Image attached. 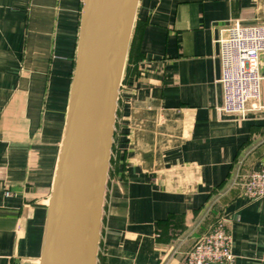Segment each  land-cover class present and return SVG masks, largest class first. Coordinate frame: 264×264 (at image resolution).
<instances>
[{
  "label": "crops",
  "instance_id": "0c3cea01",
  "mask_svg": "<svg viewBox=\"0 0 264 264\" xmlns=\"http://www.w3.org/2000/svg\"><path fill=\"white\" fill-rule=\"evenodd\" d=\"M82 7L0 0V264H40ZM233 20L264 23V0H138L101 264H184L221 217L232 264H264V197L242 190L264 171V79L261 110L222 111L218 40Z\"/></svg>",
  "mask_w": 264,
  "mask_h": 264
},
{
  "label": "water",
  "instance_id": "95a60500",
  "mask_svg": "<svg viewBox=\"0 0 264 264\" xmlns=\"http://www.w3.org/2000/svg\"><path fill=\"white\" fill-rule=\"evenodd\" d=\"M138 0H83L40 264H97L120 87Z\"/></svg>",
  "mask_w": 264,
  "mask_h": 264
},
{
  "label": "built area",
  "instance_id": "2783aa9c",
  "mask_svg": "<svg viewBox=\"0 0 264 264\" xmlns=\"http://www.w3.org/2000/svg\"><path fill=\"white\" fill-rule=\"evenodd\" d=\"M221 78L224 91L222 111L246 119L253 110H261L263 76L261 57L264 53V23L244 25L233 20L218 40ZM250 201L264 197V171L251 172L242 185ZM11 192L7 191L6 196ZM228 217L215 221L209 231L190 250L184 264H232L233 237L228 230Z\"/></svg>",
  "mask_w": 264,
  "mask_h": 264
},
{
  "label": "rangeland",
  "instance_id": "374dc122",
  "mask_svg": "<svg viewBox=\"0 0 264 264\" xmlns=\"http://www.w3.org/2000/svg\"><path fill=\"white\" fill-rule=\"evenodd\" d=\"M136 12H137V6H136V9H135V12H134V22L132 23V29H131V34H130V43H129L128 53H127V56H126V61H125V66H124V73H123V78H122L121 87H120V94H119L118 104L120 103V100H121V93H123L122 90H125L124 88H125L126 80H127L128 76H129V73H132L133 70H134L133 63H132V61L129 60V52H130L131 43H132V37H133L132 35H133L135 18H136ZM117 115H118V111H117ZM116 121H117V119H116ZM116 130H117V123L115 125V135H114V144H113V148H112L111 161H114L115 158L117 157V140H118V137L116 135L117 134ZM109 173H110V169H109ZM101 254L102 253L99 250L98 263L97 264H101ZM99 259H100V262H99Z\"/></svg>",
  "mask_w": 264,
  "mask_h": 264
},
{
  "label": "trees",
  "instance_id": "16d2710c",
  "mask_svg": "<svg viewBox=\"0 0 264 264\" xmlns=\"http://www.w3.org/2000/svg\"><path fill=\"white\" fill-rule=\"evenodd\" d=\"M133 48H134V41H132L130 52H129V60L132 61V53H133Z\"/></svg>",
  "mask_w": 264,
  "mask_h": 264
},
{
  "label": "bare ground",
  "instance_id": "6f19581e",
  "mask_svg": "<svg viewBox=\"0 0 264 264\" xmlns=\"http://www.w3.org/2000/svg\"><path fill=\"white\" fill-rule=\"evenodd\" d=\"M49 203H50V202H49ZM49 203H48V204H49Z\"/></svg>",
  "mask_w": 264,
  "mask_h": 264
}]
</instances>
